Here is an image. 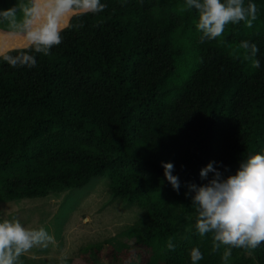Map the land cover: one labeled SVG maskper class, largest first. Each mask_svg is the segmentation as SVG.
I'll return each instance as SVG.
<instances>
[{
  "label": "trees",
  "instance_id": "16d2710c",
  "mask_svg": "<svg viewBox=\"0 0 264 264\" xmlns=\"http://www.w3.org/2000/svg\"><path fill=\"white\" fill-rule=\"evenodd\" d=\"M24 2L0 0V9ZM252 2L251 28L229 24L201 42L185 0H101L103 12L69 18L62 43L37 55L36 67L0 58V202L104 175L110 195L137 203L144 218L116 234L134 240L103 258L105 242L88 243V264H191L194 247L199 264H221L223 248L213 252L211 235L196 232L187 185L208 182L199 173L209 162L234 174L240 160L264 154V0ZM0 31L13 34L6 23ZM243 41L257 45L259 68ZM162 162L174 165L179 193ZM230 264H264V244L233 249Z\"/></svg>",
  "mask_w": 264,
  "mask_h": 264
},
{
  "label": "clouds",
  "instance_id": "9594fccd",
  "mask_svg": "<svg viewBox=\"0 0 264 264\" xmlns=\"http://www.w3.org/2000/svg\"><path fill=\"white\" fill-rule=\"evenodd\" d=\"M106 8L101 0H26L7 9H0V23H6L14 35L24 39L22 50L15 55L0 53L10 67L37 66V55L48 56L63 41L62 32L68 20L87 14L96 15ZM185 11H195L196 29L201 42L220 38L227 25L241 22L248 28L257 19L258 8L252 0H185ZM82 27V25H76ZM241 48L260 67L255 43L243 41ZM209 162L200 170L206 184L187 185L191 206L196 212L195 229L200 237L211 235L212 251L223 248L221 264H230L233 249L255 250L264 244V154L249 155L238 163L234 174L224 172ZM164 178L179 193L180 180L173 175L174 165L162 162ZM225 172L230 174L225 175ZM213 173L211 179L208 174ZM188 195V193H186ZM53 237L44 228H27L16 219L0 220V264H22L21 256L35 247L47 248ZM167 247L175 251L171 239ZM191 264H199L204 256L199 247L189 252Z\"/></svg>",
  "mask_w": 264,
  "mask_h": 264
},
{
  "label": "rangeland",
  "instance_id": "374dc122",
  "mask_svg": "<svg viewBox=\"0 0 264 264\" xmlns=\"http://www.w3.org/2000/svg\"><path fill=\"white\" fill-rule=\"evenodd\" d=\"M23 44L22 36L0 31V53ZM108 181L104 175H95L81 187L0 202V220L16 218L27 228L44 227L53 237L47 248L35 247L22 255V264H88L85 254H92L83 252L88 243L105 242L98 255L103 258L106 251L134 240V235L128 239L116 234L128 224L141 222L144 210L135 202L110 195ZM166 217L170 221L168 212ZM176 235L180 247L181 234Z\"/></svg>",
  "mask_w": 264,
  "mask_h": 264
},
{
  "label": "crops",
  "instance_id": "0c3cea01",
  "mask_svg": "<svg viewBox=\"0 0 264 264\" xmlns=\"http://www.w3.org/2000/svg\"><path fill=\"white\" fill-rule=\"evenodd\" d=\"M12 36V35H11Z\"/></svg>",
  "mask_w": 264,
  "mask_h": 264
}]
</instances>
